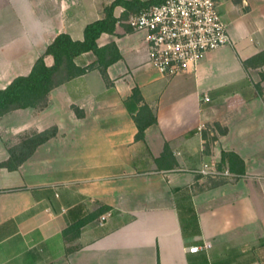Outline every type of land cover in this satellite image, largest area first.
<instances>
[{"label": "crops", "instance_id": "0c3cea01", "mask_svg": "<svg viewBox=\"0 0 264 264\" xmlns=\"http://www.w3.org/2000/svg\"><path fill=\"white\" fill-rule=\"evenodd\" d=\"M112 1L0 0V88L59 33L83 39ZM216 1L231 42L196 69L163 74L117 6L114 33L98 39L121 54L107 78L93 68L57 84L46 106L0 116V164L25 136L56 128L17 167L0 165V264H264V62L244 64L264 53V0ZM77 6L91 18L82 37L63 19ZM136 117L151 122L144 139ZM223 150L244 160L243 174L199 172Z\"/></svg>", "mask_w": 264, "mask_h": 264}, {"label": "trees", "instance_id": "16d2710c", "mask_svg": "<svg viewBox=\"0 0 264 264\" xmlns=\"http://www.w3.org/2000/svg\"><path fill=\"white\" fill-rule=\"evenodd\" d=\"M164 0H113L105 7V15L102 18L88 23L84 30L83 39H73L67 32L59 33L55 39L47 46L45 52L40 55L29 74L15 77L5 88H0V116L19 108H42L47 105L50 91L64 80L82 75L88 70L98 68L107 78V68L121 58V54L114 43L100 46L99 37L103 33H114L118 20L114 14L117 6L124 7L122 17H128L130 13H137L149 9L153 5L160 4ZM92 51L96 55V60L86 66H79L75 59L85 52ZM46 55H52L54 63L48 65L45 61ZM264 62V53L257 54L246 61V67ZM264 77V76H263ZM261 95L264 98V87L258 84ZM138 89L134 90L137 96ZM138 133L137 139H144L146 127L150 121H143L137 118ZM153 121H156L154 119ZM56 133V128H50L43 132H35L27 135L23 140L10 149L11 157L8 161L0 165L11 169L17 167L37 146ZM169 150L168 144L164 147V157ZM225 165L232 173L243 174L245 172L244 160L234 151H222L219 169ZM83 221H79L77 226H81Z\"/></svg>", "mask_w": 264, "mask_h": 264}, {"label": "built area", "instance_id": "2783aa9c", "mask_svg": "<svg viewBox=\"0 0 264 264\" xmlns=\"http://www.w3.org/2000/svg\"><path fill=\"white\" fill-rule=\"evenodd\" d=\"M128 23L134 30L146 32L152 64L170 76L196 69L208 52L231 42L216 0H164L132 14ZM204 99L210 100L207 95ZM199 172L207 175L220 171L217 162H212ZM224 173L232 175L228 168ZM110 215L106 212L101 219ZM200 248L191 246L190 251Z\"/></svg>", "mask_w": 264, "mask_h": 264}, {"label": "rangeland", "instance_id": "374dc122", "mask_svg": "<svg viewBox=\"0 0 264 264\" xmlns=\"http://www.w3.org/2000/svg\"><path fill=\"white\" fill-rule=\"evenodd\" d=\"M98 1L100 2L102 0H98ZM18 4L22 8V7H25L26 5H29L30 4V0H18ZM63 19L66 22V25H67L68 30L71 32V34L74 37H82L83 36V28H84V25L91 18H90V16H88L86 14V12H84V10H82L81 7H78L77 6V7H73V8H70V9L66 10L63 13ZM3 20L5 21V23L8 22L9 24H11L10 18H3ZM19 20H20L19 21L20 23L18 24V27L20 28L21 25L23 26L25 24L27 18L20 17ZM24 20H25V22H24ZM13 21H14V19H13ZM41 51L42 50H39V48L34 47V48L28 50V52L22 57V59L23 60L31 59V57L33 55L36 57Z\"/></svg>", "mask_w": 264, "mask_h": 264}]
</instances>
